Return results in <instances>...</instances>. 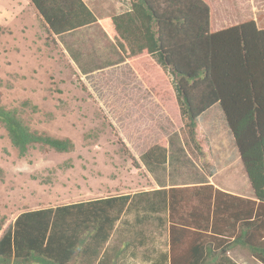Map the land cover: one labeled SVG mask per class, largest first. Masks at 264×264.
<instances>
[{
	"label": "trees",
	"instance_id": "16d2710c",
	"mask_svg": "<svg viewBox=\"0 0 264 264\" xmlns=\"http://www.w3.org/2000/svg\"><path fill=\"white\" fill-rule=\"evenodd\" d=\"M29 2L54 37L98 23L83 0ZM131 4V12L101 20L100 26L129 58L148 53L162 68L176 95L188 144L197 145L200 116L221 106L256 198L232 196L211 185L141 193L137 198L146 205L139 209L147 216L137 225L146 224L149 214L168 213L169 264H237L228 255L237 245L264 264V28L251 20L212 32L211 8L204 0ZM0 124L20 158L38 146L58 153L75 149L71 139L32 130L1 101ZM170 160L163 145L142 157L147 168ZM132 199L136 197L121 195L23 212L0 238V264H77L79 259L80 264H116L102 252ZM156 220L163 224L162 218Z\"/></svg>",
	"mask_w": 264,
	"mask_h": 264
},
{
	"label": "rangeland",
	"instance_id": "374dc122",
	"mask_svg": "<svg viewBox=\"0 0 264 264\" xmlns=\"http://www.w3.org/2000/svg\"><path fill=\"white\" fill-rule=\"evenodd\" d=\"M205 1L212 9V32L251 20L264 26V0ZM94 3L101 16L104 0ZM105 37L99 26L54 37L29 0H0L1 104L17 110L32 130L75 144L70 153L38 146L20 158L0 124V238L23 212L111 197L115 190L133 194L148 188L146 184H152L148 168L142 159L135 167L119 140L125 145L129 140L140 152L167 139L182 147L181 136L187 142L183 126L172 121L123 124L111 97L128 79L121 70L114 74L104 70ZM176 106L171 100L168 108L174 111ZM217 109L222 111L220 106L213 111ZM135 133L148 141H136ZM173 169L168 170L172 176ZM135 197L102 256L116 259V264H169L166 213L149 214L146 224L137 225L147 213L139 209L146 203ZM238 256L244 264H261Z\"/></svg>",
	"mask_w": 264,
	"mask_h": 264
},
{
	"label": "crops",
	"instance_id": "0c3cea01",
	"mask_svg": "<svg viewBox=\"0 0 264 264\" xmlns=\"http://www.w3.org/2000/svg\"><path fill=\"white\" fill-rule=\"evenodd\" d=\"M83 1L97 17L98 23L70 34L93 26L101 27L99 24L101 20L110 19L132 10L131 0H104L102 4L104 5V13L100 12L101 16H98L95 12L97 9L94 3H97L98 0ZM258 27L264 28V26ZM103 32L106 36L104 70L113 74L121 70L123 77L128 79V84L120 87L119 91L115 90L114 93H118V95L115 94L111 97V103L120 111V119L123 124L129 127L145 124L155 125L157 124L156 121L165 120L183 126L179 106H176L174 111L168 108L171 100L176 104V95L172 93L167 77L155 59L148 53L129 58L122 46L106 30H103ZM69 53L74 54L71 50H69ZM98 67L96 66L92 70L96 71ZM145 77L151 79V83L149 81L146 82ZM131 80H135L136 83L133 84ZM218 106L220 105L216 104L200 116L196 129L197 145L194 146L190 143L188 146L181 136L182 147H175L171 139H167L163 146L169 148L171 160L165 166L148 165V173L151 175L149 178L152 179V184H146L148 188L133 194L128 192H120L119 194V191L115 190L117 194L113 196L131 195L135 198V196L146 192L169 190L171 188L193 189L211 185L226 194L255 201V194L224 113L223 111L220 112L219 109L213 111ZM132 134L134 133L132 132ZM135 134L136 141L144 143L148 141V139H141V135H138L139 133ZM125 142L138 162L153 147L148 148L145 152H140L137 148H134V145L130 144L129 140L125 139ZM171 166L174 168L172 171L173 176L170 175L171 172L168 173ZM165 170H167V176L163 175ZM130 204L124 214L127 213ZM166 216V232L168 239H170V224L167 212ZM228 255L237 264H244V261L238 255L247 256L254 263L258 262L251 252L241 245L235 246ZM259 263L261 262L259 261Z\"/></svg>",
	"mask_w": 264,
	"mask_h": 264
}]
</instances>
